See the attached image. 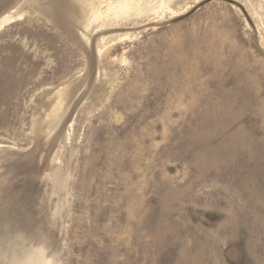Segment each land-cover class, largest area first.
Returning <instances> with one entry per match:
<instances>
[{
	"label": "rangeland",
	"instance_id": "374dc122",
	"mask_svg": "<svg viewBox=\"0 0 264 264\" xmlns=\"http://www.w3.org/2000/svg\"><path fill=\"white\" fill-rule=\"evenodd\" d=\"M0 264H264V0H0Z\"/></svg>",
	"mask_w": 264,
	"mask_h": 264
},
{
	"label": "bare ground",
	"instance_id": "6f19581e",
	"mask_svg": "<svg viewBox=\"0 0 264 264\" xmlns=\"http://www.w3.org/2000/svg\"><path fill=\"white\" fill-rule=\"evenodd\" d=\"M112 5V4H111ZM121 7V5H119ZM7 19V18H6Z\"/></svg>",
	"mask_w": 264,
	"mask_h": 264
}]
</instances>
